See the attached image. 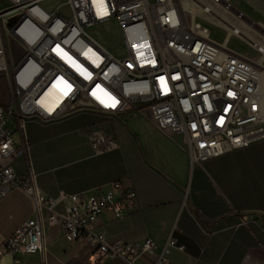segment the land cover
I'll use <instances>...</instances> for the list:
<instances>
[{"label":"built area","instance_id":"obj_1","mask_svg":"<svg viewBox=\"0 0 264 264\" xmlns=\"http://www.w3.org/2000/svg\"><path fill=\"white\" fill-rule=\"evenodd\" d=\"M48 1L0 0V80L7 84V99H0V198L19 189L34 209L5 249L12 264L34 254L46 264L47 227L60 225L69 242H83L101 261L167 264L171 248L184 250L173 235L148 263L144 256L157 247L152 238L110 244L97 230L104 213L123 219L138 208L132 186L115 181L91 195L53 199L31 166L27 175L17 174L13 163L29 149L25 125L79 112L111 121L145 117L164 134L181 136L198 164L247 149L264 140V37L251 40L255 23L245 21L233 0H65L69 14L62 6L47 9ZM110 22L121 35L113 50L88 33ZM208 22L225 30L224 42L213 38ZM241 22L248 24L247 36ZM233 37L258 56L231 49ZM7 40L21 50L17 59L9 56ZM65 200V212L56 211Z\"/></svg>","mask_w":264,"mask_h":264},{"label":"crops","instance_id":"obj_2","mask_svg":"<svg viewBox=\"0 0 264 264\" xmlns=\"http://www.w3.org/2000/svg\"><path fill=\"white\" fill-rule=\"evenodd\" d=\"M244 5L263 31L264 0ZM25 132L28 153L16 158L14 169L27 175L31 166L49 198L91 195L115 181L132 186L136 210L123 219L106 212L97 220L110 244L152 238L157 247L143 259L155 263L173 235L184 250L171 248L167 264H264V140L198 164L181 136L164 134L145 117L111 121L79 112L46 125L28 121ZM15 143L21 145L19 133ZM69 205L65 200L55 209L65 212ZM33 217L32 200L22 190L0 198V264H12L5 243ZM46 234V264H125L101 261L83 242H69L60 225L47 227ZM22 264L42 259L23 255Z\"/></svg>","mask_w":264,"mask_h":264},{"label":"rangeland","instance_id":"obj_3","mask_svg":"<svg viewBox=\"0 0 264 264\" xmlns=\"http://www.w3.org/2000/svg\"><path fill=\"white\" fill-rule=\"evenodd\" d=\"M63 1L64 0H51L44 3V6L47 9L62 6L63 7L62 10H64V12L69 14L68 8L66 6L64 7V4H62ZM233 4L237 7L238 10H240L242 13L246 15L247 19H245V21H249V20L255 21L254 18L248 13V10L244 5V0H233ZM224 16L226 15L224 14ZM205 21L208 20L205 19ZM208 25L211 28L213 38L219 42H224L227 36L225 30H223L216 23L208 22ZM241 29L242 32L244 31V33L248 34L247 33L248 30L246 28H243V26H241ZM88 33L90 34L91 37H94L95 39L106 45L107 48L109 49L111 48L110 50H113V44H115L116 42L119 44L121 42V35L119 33V30L116 28L114 22L97 25L94 28H89ZM257 33L258 34L256 36H251L252 41L260 40L264 37V30L261 32L259 30L257 31ZM6 44L11 59L13 60L17 59L21 54V50L19 49V47H17V45L15 44H12L9 40H7ZM229 46L230 48L236 50L237 52H240L247 56H254V57L258 56L256 53H254V50L249 46V44H247L244 41H241L236 37H233L231 39ZM0 97L4 100L7 99V84L2 79L0 80Z\"/></svg>","mask_w":264,"mask_h":264},{"label":"bare ground","instance_id":"obj_4","mask_svg":"<svg viewBox=\"0 0 264 264\" xmlns=\"http://www.w3.org/2000/svg\"><path fill=\"white\" fill-rule=\"evenodd\" d=\"M247 19V18H246ZM243 25H244V27L245 28H247V26H248V24L247 23H245V22H241ZM260 25V24H259ZM258 26V25H257ZM257 31H259V30H257ZM261 32V31H260ZM242 33V32H241ZM243 35H244V33H242ZM260 35V34H259Z\"/></svg>","mask_w":264,"mask_h":264},{"label":"snow or ice","instance_id":"obj_5","mask_svg":"<svg viewBox=\"0 0 264 264\" xmlns=\"http://www.w3.org/2000/svg\"><path fill=\"white\" fill-rule=\"evenodd\" d=\"M111 106H114V104H113V105H111Z\"/></svg>","mask_w":264,"mask_h":264}]
</instances>
